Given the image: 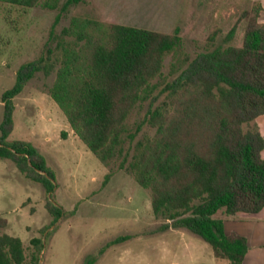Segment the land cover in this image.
<instances>
[{
	"label": "trees",
	"instance_id": "obj_1",
	"mask_svg": "<svg viewBox=\"0 0 264 264\" xmlns=\"http://www.w3.org/2000/svg\"><path fill=\"white\" fill-rule=\"evenodd\" d=\"M57 1L0 0L50 9ZM80 1L62 3L49 40L62 13ZM263 10L259 0L242 11L239 19L246 24L240 46L217 45L198 53L166 84L170 101L151 111L155 133L130 166L137 183L150 190L153 213L166 220L160 230L185 228L208 243L216 258L230 264H243L247 239L226 232L224 219L215 214L220 209L230 216L257 213L264 207V135L257 127L244 129L264 115V22L259 20ZM64 32L72 33L75 41L61 47L49 92L78 138L107 163L121 152L125 121L133 107L145 99L165 58L181 49L179 28L164 33L73 17ZM54 67L48 43L38 57L22 63L14 84L1 94L0 121V159L12 161L43 186L51 224L65 214L49 195L54 173L30 142L8 137L14 126V98L36 73L49 74ZM109 177L106 174L105 180ZM128 238L116 237L105 246ZM31 243L36 250L28 258L19 236L0 234V264H38L43 242L34 237ZM94 262L91 257L87 264Z\"/></svg>",
	"mask_w": 264,
	"mask_h": 264
},
{
	"label": "rangeland",
	"instance_id": "obj_2",
	"mask_svg": "<svg viewBox=\"0 0 264 264\" xmlns=\"http://www.w3.org/2000/svg\"><path fill=\"white\" fill-rule=\"evenodd\" d=\"M64 1L58 0L53 9L0 2V121L1 94L14 84L18 67L38 57L47 43L53 48V70L36 73L13 100L14 126L8 140L30 142L45 157L55 178L49 195L65 213L51 224L43 186L12 161L0 159V234L19 236L28 258L36 250L31 239L40 238L38 264H87L91 257L93 264H230L216 258L208 243L185 228L160 230L166 220L153 213L150 190L137 183L130 166L155 133L151 111L170 101L166 84L198 53L217 45L240 46L246 22L239 17L259 0H81L62 13L49 40ZM73 17L164 33L179 28L182 38L181 49L165 58L145 99L133 107L125 121L121 152L107 163L78 138L49 92L61 47L75 41L72 33L64 32ZM259 20L264 22V10ZM231 29L233 35L227 39ZM255 127L264 130V115L244 125ZM215 216L224 219L228 233L235 232L233 215L220 209ZM124 235L130 238L105 246Z\"/></svg>",
	"mask_w": 264,
	"mask_h": 264
},
{
	"label": "crops",
	"instance_id": "obj_3",
	"mask_svg": "<svg viewBox=\"0 0 264 264\" xmlns=\"http://www.w3.org/2000/svg\"><path fill=\"white\" fill-rule=\"evenodd\" d=\"M261 3L264 7V0ZM262 134L264 135V130ZM233 216L232 231L247 239L248 250L243 264H264V207L257 213L241 212Z\"/></svg>",
	"mask_w": 264,
	"mask_h": 264
}]
</instances>
